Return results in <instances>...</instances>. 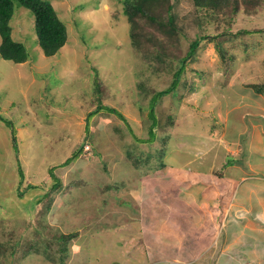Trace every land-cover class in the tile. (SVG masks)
Returning <instances> with one entry per match:
<instances>
[{
    "label": "rangeland",
    "instance_id": "1",
    "mask_svg": "<svg viewBox=\"0 0 264 264\" xmlns=\"http://www.w3.org/2000/svg\"><path fill=\"white\" fill-rule=\"evenodd\" d=\"M48 1L66 25L64 46L54 56H44L33 15L16 5L12 38L29 57L21 64L0 58V224L9 220L6 230L15 234L9 239L20 242L14 248L10 241L0 264H152L153 255L166 263L165 246L155 249L168 243L161 239V225L170 212L177 213L171 224L184 236L189 226L190 237H203L199 227H209L211 211L219 212L211 206L213 197L224 190L217 186L215 170L228 155L242 164L229 165L226 181L233 183L251 164L248 175L264 190V93L250 86L264 83V31L259 32L264 30V4L246 11L241 3L236 13L220 15L225 22L210 17L180 34L178 50L169 47L171 54L164 56L159 48L164 38L158 33H147L156 46L146 37L140 50L132 47L121 0ZM174 1L188 7L187 0ZM223 30L230 33L223 46L231 58L222 59L213 43L202 39L193 60L185 63L177 92L154 105L157 124L149 137L144 119L152 90L169 86L192 39ZM142 88L151 91L143 96ZM98 104L101 109L94 112ZM105 107L116 109L126 121ZM78 148V156L60 166ZM132 160L140 164L134 166ZM160 162L165 166L159 168ZM50 168L61 189L53 193L45 215L50 228L41 230L35 220L53 182ZM27 185L35 188L24 191ZM175 196L185 205H173ZM76 231L62 261L59 254L55 262L49 260L63 244L47 232ZM46 239L55 250L44 255L40 240L45 246ZM181 243L173 247L176 254L182 255ZM182 257L175 260L188 264Z\"/></svg>",
    "mask_w": 264,
    "mask_h": 264
},
{
    "label": "trees",
    "instance_id": "2",
    "mask_svg": "<svg viewBox=\"0 0 264 264\" xmlns=\"http://www.w3.org/2000/svg\"><path fill=\"white\" fill-rule=\"evenodd\" d=\"M123 5V12L127 16V22L130 25V34L129 38L131 41V45L134 49L140 50L143 47L142 41L148 37V42L150 45L156 44L153 42L147 33L152 32L153 34H160L159 37H163L161 49V55L169 56L171 52H167L169 47L174 48L173 50H178V40L180 34L183 35L185 31L196 29L200 27L204 22H210V17H217V22H225L224 18L221 17V14H227L229 12L236 13L240 10V5L245 7L246 11L253 10L255 8H259L264 4V0H187V6L190 7L193 12H189L188 7H184L180 1L174 0H121ZM178 2V3H177ZM21 6L29 10V12L34 17V29L36 32L37 43L42 53L46 57L54 56L66 43L67 41V29L64 21L58 16L55 8L48 0H0V58L3 60H8L14 64H21L25 62L29 54L26 51V48L22 43L15 41L12 38V28L10 25V20L13 16L14 7ZM189 15H192L190 18ZM214 22V21H213ZM150 29L151 31H149ZM256 31V30H255ZM261 30L259 32H262ZM257 32V33H259ZM243 34H249L250 31L243 30ZM230 33L226 30L220 31V33H215L211 35H198L194 39H192L188 43L187 52L178 59L179 66L176 71L173 73V77L171 83L168 87L162 90H152L149 97L148 102V113L147 117L144 121H148L147 129L149 137L152 136V130L155 127L156 120L153 107L162 97L172 94L174 95L177 92V86L180 80V77L185 69V63L187 61L193 60L195 56V52L199 46V43L202 39H206L213 43V47L215 51L218 52L222 59L228 57V50L223 46V42L225 40H229ZM156 36H154V39ZM161 43V41H160ZM159 43V44H160ZM158 57V56H157ZM159 59V58H157ZM250 86L257 93H264V83L262 84H250ZM148 91H151L150 89ZM147 91V92H148ZM146 91L144 92V88L141 89L140 93L144 96L148 94ZM139 93V92H138ZM140 109H143L138 105ZM100 104L94 109V112L100 110ZM103 110L108 113H114L118 118L122 121H126L125 117L122 116L120 112L112 107H105ZM93 112V111H92ZM150 122V123H149ZM87 127V125H86ZM87 131V129L85 128ZM14 137V133L12 132ZM245 136L242 135V139ZM135 139L139 140L135 137ZM140 141V140H139ZM16 145V139H15ZM82 147V146H81ZM80 147V148H81ZM80 148L74 150L70 157H68L65 162H63L60 166H65L73 161L80 151ZM241 152V151H240ZM142 153V151H141ZM140 153V154H141ZM243 153V152H241ZM132 157V156H131ZM262 159V157H259ZM159 159H162L159 157ZM134 166H138L140 161L135 162L136 160H132ZM146 162V161H143ZM242 161H239L234 156H227L226 160L219 167L218 174L223 176L224 170L227 166L231 165H241ZM165 164L160 162L159 168L163 167ZM54 168H50L48 170L49 176L52 178V184L49 192H45L40 200L46 201L43 205L42 209L39 211L38 215H40L39 219L35 220L36 225L41 230H46L50 228L48 223H46L45 215L49 209V206L52 201V195L56 191L61 189V182L58 177L53 174ZM21 174V172H19ZM23 175H21L22 177ZM23 179V177H22ZM21 185V184H20ZM81 185V184H80ZM35 186L27 185L24 187L25 189H32ZM109 187H105L107 189ZM20 190V195L24 192ZM5 219H10V216L4 217ZM1 223V222H0ZM9 225V220L6 223L0 224V234L2 235V240L5 243H0V257L2 255H6L5 252L8 250V244L13 241L14 248H17L20 245L17 239L10 240L11 236L15 235L13 229L6 230V227ZM12 228V225L10 224ZM22 228V227H21ZM22 230H24L22 228ZM20 231L18 229L16 232ZM55 232V231H54ZM36 237L35 246L39 243V236L37 233L34 234ZM47 236L51 239L61 240L63 246L61 245L58 249L57 253L52 256H47L49 260L55 262V255L59 254V258L62 261L63 257L66 255V247L67 243L72 241L74 238L78 237V232H71L69 234H58L47 232ZM54 237V238H53ZM1 240V238H0ZM44 240V239H43ZM11 241V242H10ZM49 240L46 239L45 242ZM42 245V254H46L47 250H55L51 249V244L45 243L40 240ZM65 243V246H64ZM34 247V246H33ZM33 252L40 253V249L35 247L33 248ZM13 248V249H14ZM50 248V249H49ZM29 249V248H28ZM35 250V251H34ZM27 252H24V255H27ZM48 252V251H47ZM55 252V251H53ZM12 254V253H11ZM50 255V254H49Z\"/></svg>",
    "mask_w": 264,
    "mask_h": 264
},
{
    "label": "crops",
    "instance_id": "3",
    "mask_svg": "<svg viewBox=\"0 0 264 264\" xmlns=\"http://www.w3.org/2000/svg\"><path fill=\"white\" fill-rule=\"evenodd\" d=\"M253 142L254 141L250 143L253 144ZM245 145L247 146L248 144ZM260 146L262 147V144ZM262 150L264 153V141ZM253 153L254 150L252 153L250 152V155ZM246 164L247 162L244 165L245 168L250 163ZM236 166L241 165H233L230 166V168ZM250 166L251 164L246 168L248 172L238 176L236 180L234 179L235 181L233 180V183L224 179L227 175L225 173L227 172L226 169L229 166L224 170L223 176L218 174L219 169L215 170V175L218 177L219 181L217 186L220 185L224 190L221 191L222 194L219 192L217 194L218 196L213 197L214 204L211 206L216 210L218 209L219 212L213 214L211 211L213 221L210 218L211 224L209 223V227L203 224L201 225L204 230L201 226L199 227V234L203 235V237L201 236L202 238H200V235L195 238V234H191L190 237L189 226H187L189 235L184 236V233L179 231V227L175 225L176 223H173V225L170 222L174 221L177 213L170 212L168 218H166L167 222L161 225L162 232L160 233L163 242L166 240L168 243H164L165 245L162 243H155L156 250L162 249L165 246L169 260L164 263L163 257L159 259V255H153L151 256L153 260L152 264H180L175 260L176 256H183L182 258L188 264L194 262L195 264H264V190L262 187L260 188L255 185L254 178L256 177L248 175L250 173L249 171H251L249 170ZM229 171L231 170L229 169ZM172 181L173 180H169L170 183ZM175 186L178 189V186ZM212 190H216L215 187H213V189L211 188L209 192ZM224 193L227 196L226 199H230L228 205H223L226 201V199L223 198ZM175 199L176 201H174L173 205L177 207L185 205L183 204L185 202H182L184 201L182 198V200H180L175 196ZM198 205L200 207L202 204ZM204 205L207 206V202H205ZM208 232H211V234H208ZM206 234L208 235L207 238L205 237ZM211 236H215L216 238L215 245L210 244L211 240L214 238ZM154 238L155 236L152 237V239ZM177 242H182L181 245L184 244L182 255L181 253L176 254V250L173 248ZM185 247L189 250L187 251ZM152 248L154 249V244ZM197 257H202L203 260L196 263L195 258ZM211 258H213L212 261Z\"/></svg>",
    "mask_w": 264,
    "mask_h": 264
}]
</instances>
